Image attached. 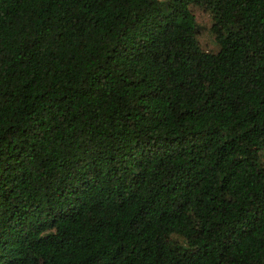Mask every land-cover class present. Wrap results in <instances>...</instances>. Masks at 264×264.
Returning <instances> with one entry per match:
<instances>
[{
  "label": "trees",
  "instance_id": "1",
  "mask_svg": "<svg viewBox=\"0 0 264 264\" xmlns=\"http://www.w3.org/2000/svg\"><path fill=\"white\" fill-rule=\"evenodd\" d=\"M0 264H264V0H0Z\"/></svg>",
  "mask_w": 264,
  "mask_h": 264
},
{
  "label": "rangeland",
  "instance_id": "2",
  "mask_svg": "<svg viewBox=\"0 0 264 264\" xmlns=\"http://www.w3.org/2000/svg\"><path fill=\"white\" fill-rule=\"evenodd\" d=\"M196 17L198 19L199 24L201 25V30L199 34V39L201 43L204 45L214 46L215 40L210 28L211 22L209 16L202 10H197Z\"/></svg>",
  "mask_w": 264,
  "mask_h": 264
}]
</instances>
